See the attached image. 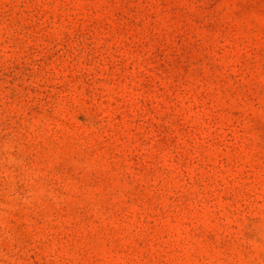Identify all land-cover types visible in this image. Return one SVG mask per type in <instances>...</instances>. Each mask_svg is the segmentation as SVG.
<instances>
[{
    "label": "rangeland",
    "instance_id": "374dc122",
    "mask_svg": "<svg viewBox=\"0 0 264 264\" xmlns=\"http://www.w3.org/2000/svg\"><path fill=\"white\" fill-rule=\"evenodd\" d=\"M0 264H264V0H0Z\"/></svg>",
    "mask_w": 264,
    "mask_h": 264
}]
</instances>
